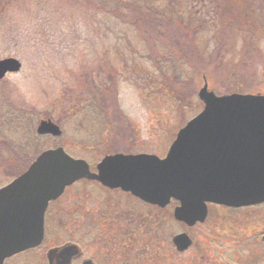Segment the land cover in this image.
I'll return each mask as SVG.
<instances>
[{"label":"rangeland","instance_id":"obj_1","mask_svg":"<svg viewBox=\"0 0 264 264\" xmlns=\"http://www.w3.org/2000/svg\"><path fill=\"white\" fill-rule=\"evenodd\" d=\"M225 3L227 6L221 4L225 5V16L219 14L220 8L216 15L194 18L193 29L201 30L196 37L182 24H173L169 33L157 34L160 42L155 46L141 42L133 26L104 14L81 12L76 2L71 5L66 0H22L9 9L0 23V60L16 58L22 63L19 73L8 74L0 81V122L17 110L28 112L26 122L36 129L46 119L61 127L60 138L43 136L38 141L35 155L31 152L34 150L29 152L32 159L57 147L65 148L74 158L91 161L93 168L108 154L164 156L180 129L203 109L198 92L204 75L217 95L264 93V27H257L258 18L264 17V0L248 5L256 8L254 16L247 9L240 10L235 0ZM194 7H189V13L200 11L202 5ZM182 14L183 10L177 17L179 22ZM178 43L181 52L173 48ZM175 51L174 63L182 64L178 68L165 60ZM178 57H184L183 61L178 63ZM172 70L176 73L172 79L162 74ZM109 78L114 80L111 92L109 84H105ZM88 80H92V94L85 92V96ZM96 82L106 91L97 88ZM77 92L81 97L100 100L109 112L112 128L103 135L100 147L93 143L86 149L84 133L77 130L79 121L76 130L67 121L66 113L76 103ZM5 150L10 154V147ZM9 154L6 158L13 163ZM28 158L24 155L20 161ZM75 193L74 189L67 193L73 204ZM83 195L91 200L103 196L92 185L83 187ZM89 205L96 206L94 202ZM63 207L67 216L69 209ZM67 217L73 229L71 216ZM61 230L64 233L50 236L51 246L73 238L76 241V233L65 231L67 225H62ZM87 254H91L89 247Z\"/></svg>","mask_w":264,"mask_h":264},{"label":"water","instance_id":"obj_2","mask_svg":"<svg viewBox=\"0 0 264 264\" xmlns=\"http://www.w3.org/2000/svg\"><path fill=\"white\" fill-rule=\"evenodd\" d=\"M21 69L16 58L0 60V81ZM198 96L203 111L179 131L165 158L108 155L92 172L87 161L62 147L41 153L0 189V264L42 244L49 204L83 179L160 207L175 198L181 202L175 217L189 224L206 214V202L240 205L264 197V94L217 96L206 81ZM37 134L59 138L63 131L52 120H42ZM78 251L68 244L50 251L49 259L58 252L59 264H71Z\"/></svg>","mask_w":264,"mask_h":264},{"label":"flooded vegetation","instance_id":"obj_3","mask_svg":"<svg viewBox=\"0 0 264 264\" xmlns=\"http://www.w3.org/2000/svg\"><path fill=\"white\" fill-rule=\"evenodd\" d=\"M83 183L99 187L103 197L91 200L83 195ZM68 190L46 212L42 244L6 258L3 264H59L58 252L51 260L49 253L67 244L79 248L71 264H264V197L240 205L206 202V214L203 211L201 217L199 212L201 218L189 224L175 217L181 206L175 198L160 207L120 188L81 180L76 182L73 204ZM90 202L96 206L89 207ZM63 206L69 209L67 216L76 215L73 229ZM63 223L68 226L65 231L76 233V241L51 246L50 236L64 233ZM181 236L185 241H177Z\"/></svg>","mask_w":264,"mask_h":264},{"label":"trees","instance_id":"obj_4","mask_svg":"<svg viewBox=\"0 0 264 264\" xmlns=\"http://www.w3.org/2000/svg\"><path fill=\"white\" fill-rule=\"evenodd\" d=\"M22 0H0V23L5 18L6 14L9 12V9L15 6L17 3H20ZM64 0H62L63 2ZM71 5L76 2V8L86 12H94L97 14H104L106 17H111L115 20H119L121 23L125 25H131L137 29L139 33V38L141 42L145 45L158 43L160 40L157 37L158 33H169L170 26L173 24L179 26L182 24L185 29L191 32L192 36L197 33L199 34L201 30L199 28L193 29L195 25L193 24L194 18L198 15H216L218 10L219 14L226 15L225 2H230L231 0H225L222 3L220 0H66ZM258 2L259 0H235V4L238 5L239 9H247L249 11V15H255L257 13L256 8H251L248 5L254 4V2ZM219 5H218V4ZM200 4L202 8L200 11L189 13V7L194 9L195 5ZM221 4H225L222 5ZM227 6V5H226ZM210 7V10L207 9ZM182 20L179 22L178 15L182 13ZM188 11V12H187ZM205 11V12H204ZM213 11V12H212ZM204 12V13H202ZM187 14V15H185ZM193 14V15H192ZM260 16V14H259ZM263 16V14H262ZM200 17V16H199ZM206 18V17H205ZM192 25V26H191ZM200 27H204V25H200ZM258 29L264 27V17L258 18L257 21ZM256 28V27H255ZM155 34V36H154ZM261 35V34H260ZM152 36V37H151ZM154 36V37H153ZM177 42V41H175ZM172 45V44H171ZM180 44H176L173 48L179 49ZM149 49L148 46H146ZM178 52H181L179 49ZM168 54V53H167ZM165 57L166 61L170 63L171 67L176 66L175 56L176 51L174 53H169ZM184 57H178L179 62L183 61ZM110 59V58H109ZM173 63V64H172ZM161 65V64H158ZM178 64L175 68H178ZM164 76H167V79L176 76L175 70L171 72H162ZM113 79H106L105 84L108 87L109 84V92L111 81ZM114 81V80H113ZM103 83V81H101ZM87 87L84 89V93L88 92L92 94V80L86 81ZM97 84V85H96ZM95 86L99 88L102 92L106 91L102 85H98L96 82ZM93 86V85H92ZM105 86V87H106ZM78 90V89H77ZM86 93L84 94L86 96ZM81 97L80 92L76 93V103L67 111V121L71 122L75 126L76 130V122L79 121L77 125V130L84 133V145L90 146L94 143L95 146H102V142L104 141L103 135L111 130L110 122H112L111 118H109V112L106 111L103 103L95 99L94 97ZM106 97V96H104ZM106 100V99H104ZM108 100V98H107ZM106 100V101H107ZM13 108H11L12 110ZM16 114L9 116L8 120L6 119L4 122H0V188L10 183L16 177L25 172L31 163L37 158L32 159L29 152L31 150L32 153H36L37 143L39 140H42L43 137L38 136L36 133L35 126H29L26 122L27 117L30 116L28 112L23 111H15ZM115 120H117L118 116H115ZM120 119V118H119ZM115 124V121H113ZM109 133V132H108ZM23 135V137L20 136ZM19 136L22 139L21 141H17L21 138L15 137ZM47 137V136H46ZM49 137V136H48ZM25 140V141H24ZM9 143V145H6ZM6 147L11 148L10 154L5 150ZM86 149H90L87 148ZM42 153V152H41ZM11 156L15 161L11 163V160L6 158V155ZM24 155H29L28 161L21 162L20 159L24 158ZM38 156V155H37ZM91 162V161H90ZM1 168L3 171H1ZM92 184L83 183L80 187L83 189L85 186H90ZM76 190V186L73 188ZM97 192L103 193L99 187L95 188ZM71 196V194H69ZM76 193L74 194V196ZM103 195V194H102ZM103 197V196H102ZM76 200V197H73ZM101 199V198H100ZM52 209L50 206L49 211ZM71 216V220L74 223L76 220V215ZM69 218V217H67ZM50 225V223H49ZM52 225V223H51ZM66 225V223H63ZM52 227V226H51Z\"/></svg>","mask_w":264,"mask_h":264}]
</instances>
